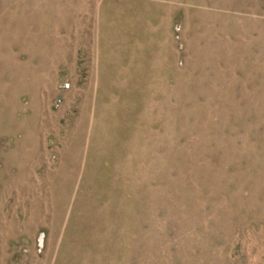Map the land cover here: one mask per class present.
I'll return each mask as SVG.
<instances>
[{"label": "rangeland", "instance_id": "1", "mask_svg": "<svg viewBox=\"0 0 264 264\" xmlns=\"http://www.w3.org/2000/svg\"><path fill=\"white\" fill-rule=\"evenodd\" d=\"M0 264H264V0H0Z\"/></svg>", "mask_w": 264, "mask_h": 264}]
</instances>
